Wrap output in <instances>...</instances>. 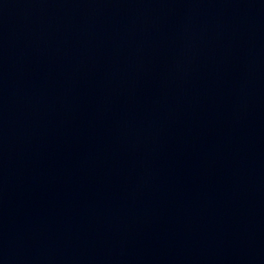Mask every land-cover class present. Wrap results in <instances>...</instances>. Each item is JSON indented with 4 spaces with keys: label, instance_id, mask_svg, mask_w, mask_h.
I'll list each match as a JSON object with an SVG mask.
<instances>
[{
    "label": "water",
    "instance_id": "95a60500",
    "mask_svg": "<svg viewBox=\"0 0 264 264\" xmlns=\"http://www.w3.org/2000/svg\"><path fill=\"white\" fill-rule=\"evenodd\" d=\"M0 264H264V0H0Z\"/></svg>",
    "mask_w": 264,
    "mask_h": 264
}]
</instances>
